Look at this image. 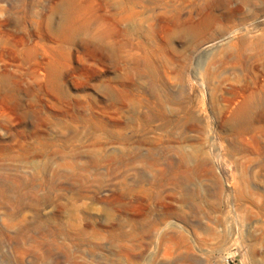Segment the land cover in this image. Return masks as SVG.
Here are the masks:
<instances>
[{
	"label": "rangeland",
	"instance_id": "1",
	"mask_svg": "<svg viewBox=\"0 0 264 264\" xmlns=\"http://www.w3.org/2000/svg\"><path fill=\"white\" fill-rule=\"evenodd\" d=\"M60 1L0 0V264H264V0Z\"/></svg>",
	"mask_w": 264,
	"mask_h": 264
},
{
	"label": "bare ground",
	"instance_id": "2",
	"mask_svg": "<svg viewBox=\"0 0 264 264\" xmlns=\"http://www.w3.org/2000/svg\"><path fill=\"white\" fill-rule=\"evenodd\" d=\"M93 7V0H61L56 7V12L59 14V21L56 24L57 34L68 41L77 37L79 33L89 27L92 21L90 18L95 16ZM50 69L54 80L58 74L56 63H52ZM257 100L256 94L248 96L235 110L233 120L247 121Z\"/></svg>",
	"mask_w": 264,
	"mask_h": 264
}]
</instances>
